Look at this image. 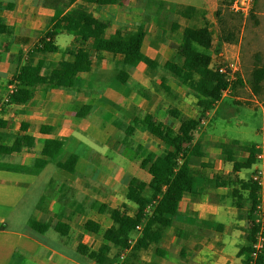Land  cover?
Here are the masks:
<instances>
[{
	"label": "crops",
	"instance_id": "crops-1",
	"mask_svg": "<svg viewBox=\"0 0 264 264\" xmlns=\"http://www.w3.org/2000/svg\"><path fill=\"white\" fill-rule=\"evenodd\" d=\"M142 1L126 0L119 5L88 7L85 0H0V26L3 27L0 46L4 42L9 43V51L0 59V119L5 122V128L0 132L12 135L13 139L24 133L21 126L26 125V133L33 137L63 141L64 150L58 157L60 162L71 154L78 157L75 170L70 174L59 171L53 164L35 169L34 161L43 158L39 152L14 153L2 160L10 167L23 168L0 169V264H48V261L52 264H94L93 260L76 253L79 242L104 253L106 264H242L243 257H238L237 253L243 246L240 241L245 236L249 203L247 191L241 190L238 182L250 180L257 168L264 167V161H256L248 177L243 170L233 172V164L245 162L249 153L235 147L232 141L244 142L205 134V129L196 133L192 144L197 147L187 153L189 173L196 180L198 192L195 195L186 192L179 201L172 225L158 244L164 256L154 255L150 249L137 252L126 260L129 248L120 251L104 242L101 236L87 235L85 221L98 222L96 216H109L121 203L134 208L124 197L125 187L132 178L139 181L150 179L148 173L138 166L139 158L135 152L138 144L156 155L164 152L158 140L140 130L134 131L122 144L132 119H143L148 113H153L159 120L167 122L169 108L166 109V99L174 100L172 106L191 103L195 99L173 76L174 49L162 43V38L151 41L148 37L150 33L155 38L160 28L158 17L145 12L147 4ZM216 3L217 0H197L194 6L205 9L207 18L211 19ZM73 8L88 10L95 18L107 20L106 34L119 31L123 39H127L140 25L147 24L148 31L142 29L147 34L143 51L156 65L151 67L140 62L130 68L123 63L121 55L95 52L91 41H88L85 50L91 70L82 77L94 85L93 88L81 91L46 88L38 80L58 65L60 56L72 62L73 56L64 51L74 48L78 42L73 34L62 32L54 38L61 51L59 54L36 50L34 46L50 29V19L56 11L65 13ZM174 16L169 20L178 24L177 29L183 30L186 24L181 25V17ZM170 28L168 24L163 28L165 35ZM6 29L11 32L6 33ZM147 41L153 45L148 47ZM11 54H20V61L11 60ZM229 58L233 59L229 63H238L241 67L240 56L234 53ZM120 71L129 76L125 84L115 80ZM17 89L32 90L34 96L22 104H7L9 95ZM179 90L187 97L184 98ZM189 97L193 99L189 100ZM224 98L241 99L232 93L230 97L222 96ZM255 99L253 96L248 101L257 103ZM221 100L211 111L205 112L204 117L209 119ZM85 106L89 111L81 116L79 111ZM160 113L162 119L159 118ZM43 126L49 127L50 131L42 134ZM261 130H264V122ZM253 145H264V132L260 142ZM40 148L38 145L37 151ZM158 150L161 151L157 153ZM50 179L56 186L65 182L87 197L84 214L74 216L70 198L56 186H49ZM233 191H238L237 196ZM238 196L242 200L237 201ZM262 199L264 183L258 189V201ZM94 200L107 204L105 214L100 215L90 207ZM80 216L86 220L79 221ZM29 220L47 225L46 232L32 229L28 225ZM60 220L70 221L72 231L69 236H61L55 231ZM204 221L217 227L207 226ZM93 239L100 241L98 246L96 242L92 243ZM125 251V258L121 260L120 256Z\"/></svg>",
	"mask_w": 264,
	"mask_h": 264
},
{
	"label": "trees",
	"instance_id": "trees-1",
	"mask_svg": "<svg viewBox=\"0 0 264 264\" xmlns=\"http://www.w3.org/2000/svg\"><path fill=\"white\" fill-rule=\"evenodd\" d=\"M75 2L76 0H70ZM126 0H85L88 5L106 6L123 4ZM166 10L170 8V13L180 16L187 20V25L183 28L181 37L174 48L175 54L173 60L175 67L173 76L178 78L192 92L196 99V106L199 113L193 118L185 121H179L175 130L170 126L178 111L174 107L167 110V122H163L153 113H148L143 119L133 118L127 126L122 144L132 136L134 131L140 130L148 133L151 137L158 140L164 147V152L155 154L147 150L142 144L136 147V154L139 158V168L146 171L150 176L149 181H139L132 178L124 190V197L128 203H132L134 208H130L127 203H121L109 213V225L103 227L96 221L87 220L84 225L91 236H101L102 240L118 250L129 248L128 259L137 252L152 249L154 255L164 256V251L158 248L161 238L166 230L171 227L172 219L176 213L179 201L184 193L189 192L195 195L198 192L196 180L189 173V161L187 153L191 148H195L193 140L196 135V129L200 125L199 116H204L205 112L211 111L213 107L222 99V93L229 86L228 75L219 73L218 67L223 64L216 61L209 53L213 38L209 27L204 20L206 14L199 7L172 4L163 1L159 2ZM2 5L0 4V8ZM160 15L163 21V15L155 11L154 14ZM253 13V12H252ZM252 13L250 16H252ZM249 16V17H250ZM161 21V20H160ZM50 29L34 46L36 50L48 51L59 54L61 51L56 45L54 38L62 33L74 35L78 42L74 48H67L64 52L73 56L72 62L65 61L60 56L58 65L50 73L39 79V82L45 84L48 89L81 91L90 89L92 85L84 80L83 74L90 72L91 68L87 64L85 44L91 41V48L98 53L119 54L123 57V63L133 68L140 62L154 67L156 63L150 60L143 51V46L147 37L145 31L141 28L135 30L127 39H123L119 31L112 35L106 34L108 21L98 19L92 13L80 9H69L65 13L56 11L50 19ZM172 28H177L172 25ZM3 27L0 26V32ZM229 30L221 33V40L226 39ZM6 29V33H10ZM164 31L160 29V36ZM166 34V33H165ZM9 51V43H2L0 46V59L3 53ZM11 60L20 61V54H11ZM40 64V63H39ZM115 80L118 83H127L129 76L125 71H120ZM264 80V65L255 64L252 67L248 78L249 89L254 94H259L261 84ZM241 83L239 79L231 82V93L234 92L236 85ZM34 96V92L29 89H20L12 92L7 104L25 103ZM89 111L85 106L79 111L81 116ZM5 128V122L0 119V130ZM24 132L22 135L14 137L7 133L0 132V169L2 170H22V168L10 167L2 160L12 154H34L39 152L43 158L34 161V168L41 169L47 164H53L59 171L70 174L75 170L78 157L71 154L65 161L60 162L58 157L64 150L62 140L52 138L33 137L27 134L26 125L21 126ZM50 131L49 127L43 126L41 133ZM235 147L247 151L248 159L243 163H234L232 171L248 170L256 163L255 157L259 150L255 145L232 141ZM41 145L39 151L36 147ZM229 180L230 177L228 178ZM238 182V181H233ZM49 186H56L55 181L50 179ZM219 184V183H218ZM240 189L247 191L246 199L249 203V212L246 219V228L244 239L246 245L240 247L237 256L243 257L242 264H247L252 253L251 245L257 230L255 224V207L258 204V187L250 178L248 181L238 182ZM57 190L70 198V208L75 215H82L85 211L87 197L78 193L76 188L61 182L56 186ZM238 191H233L237 196ZM236 200H242L240 196ZM238 203V202H236ZM90 207L98 214L103 215L107 212V204L100 203L97 200L91 202ZM204 224L216 228L217 225L204 221ZM28 225L39 233L47 230V225L39 224L33 220L28 221ZM140 227L138 232L136 227ZM55 231L61 236H69L72 227L69 220H60L55 225ZM135 241L130 245V241L135 237ZM76 251L88 259L93 260L94 264H106L104 253L92 250L79 242ZM256 264H264V252L258 255Z\"/></svg>",
	"mask_w": 264,
	"mask_h": 264
},
{
	"label": "rangeland",
	"instance_id": "rangeland-1",
	"mask_svg": "<svg viewBox=\"0 0 264 264\" xmlns=\"http://www.w3.org/2000/svg\"><path fill=\"white\" fill-rule=\"evenodd\" d=\"M163 1L166 3L178 2L177 4H183V5H190L194 6L197 2V0H143L142 2H146L147 8L145 12L148 14H152L158 17V26L162 31H164L163 35L160 36V29L157 33V35L154 37V35L148 33V37L153 41L154 39L162 38L161 42L166 44L171 49H174L177 46V43L181 37L182 30L177 28H172V25H176L178 27V24L175 22H171L170 18H175V16L170 13V8H166L161 5L159 2ZM203 0H200L202 2ZM86 6L90 7L86 3ZM100 7V6H97ZM2 8V7H1ZM85 8V7H84ZM204 10V14H206L204 20L206 21L207 26L209 27L213 43L211 46V49L209 53L211 56H213V59L216 61V65L219 64V62H223V64H228L230 61L233 62V59H230L229 57H232L234 53L239 57L241 60V67L239 64H235L238 66L237 72H235V80L239 79L241 83L236 85V88L234 92H232V95H238L241 99L234 100L233 98H224L221 100L220 105L215 109L214 114L211 115L209 119H207L204 116H199L201 119L202 117L206 118V124L202 126V129L205 134H215V136L219 138L226 137L228 139H236L240 142H244L246 144H252L256 142H260L261 136L264 132L262 129L263 125V114H264V80L261 84V91L259 94H254L248 86V78L250 75V72L252 70V67L255 64H263L264 65V0H255L254 7H253V13L252 16L248 17L245 20H240V18L233 16V14L229 10V0H217L215 8L211 11L210 17L211 19L207 18V11ZM88 11V10H83ZM155 11L160 12L163 15V21L160 15L154 14ZM171 16L168 19V16ZM180 17V16H179ZM161 20V21H160ZM182 24L187 25V20L183 19L181 17ZM169 25L171 28L168 31V35H165L166 30L163 28L166 27V25ZM185 25V26H186ZM148 25L142 24L140 25L141 29H145L148 31ZM176 29L178 31H176ZM227 34H231L226 37L227 40H221V33L223 34L226 32ZM160 36V37H159ZM165 37V38H164ZM147 38V37H146ZM146 42V40H145ZM148 47H151L153 43L148 42L146 43ZM232 52V55H229V52ZM175 52V50H174ZM221 53L223 55H221ZM229 60L228 62L225 61ZM224 67V66H221ZM233 68L230 66H226L224 69V72L228 74V72H232ZM240 71V72H239ZM185 85V84H184ZM94 85H91L89 88L92 89ZM186 86V85H185ZM244 90V88H246ZM192 94V92L189 90V88L186 86L184 88ZM179 92L182 95H185L183 91L179 90ZM193 95V94H192ZM227 96H231L227 95ZM255 96L256 102L248 101L250 98ZM187 97V95L184 96V98ZM183 98V99H184ZM192 97H189V100H192ZM174 100L172 99H166L164 101L167 108L174 107L178 114L174 118V120L171 123V127L176 132V127L179 121H185L193 118L199 113V110L195 104V99L189 103V102H183V104H176L172 106ZM169 106V107H168ZM165 115V114H164ZM159 118L162 119L163 115L162 113L159 114ZM165 122V121H163ZM162 150V148H161ZM161 150H158L160 152ZM137 156V154H136ZM264 161L263 160H257ZM139 166V161H138ZM257 170L261 171L264 174V167L257 168ZM243 173L246 177L250 175V169L249 170H243ZM254 174V173H253ZM252 174V176H253ZM251 176V179H252ZM132 204V203H130ZM258 212L255 210L254 218H256ZM79 221L83 222L85 221L83 217L78 218ZM96 220L100 222L104 227L109 225L108 216H96ZM88 236H91L87 234ZM98 237V236H93ZM78 241V239H77ZM79 242V241H78ZM96 242L97 246L99 245V242L96 239H93L92 243ZM241 245H246L245 239L241 238L240 241ZM115 249V248H114ZM76 251V250H75ZM76 253L80 254L76 251ZM81 255V254H80ZM48 264H52L51 261H48Z\"/></svg>",
	"mask_w": 264,
	"mask_h": 264
},
{
	"label": "built area",
	"instance_id": "built-area-1",
	"mask_svg": "<svg viewBox=\"0 0 264 264\" xmlns=\"http://www.w3.org/2000/svg\"><path fill=\"white\" fill-rule=\"evenodd\" d=\"M255 0H229V10L233 14V16L240 18V20L247 19L250 14L253 12ZM224 62V61H223ZM224 66V67H221ZM218 67L219 73H225L224 69L226 66H230V68H233L232 72H228V81L229 86L226 88V90L222 93V96H227L231 94V82L235 80V72L238 70V66L235 64H222ZM206 118H203L200 121V125L196 129V133H199L202 129V126L206 124ZM195 140H193L194 143ZM259 150V153L255 157L257 160H263L264 159V145L257 147ZM252 180L257 184L258 189L263 186L264 183V174L256 170L252 176ZM256 211L258 212L256 218H255V224L257 226V230L254 236V241L251 245V256L250 260L247 262V264H256V261L258 260V255L264 252V199L258 201V204L255 207ZM136 230L140 232L141 228L138 226L136 227ZM137 236H135L131 241L130 244H132ZM126 251L120 256V259L123 260L125 258Z\"/></svg>",
	"mask_w": 264,
	"mask_h": 264
}]
</instances>
